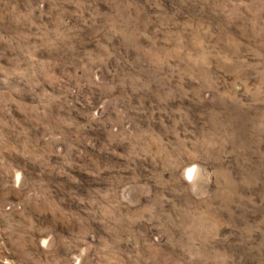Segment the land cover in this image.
Masks as SVG:
<instances>
[{
	"label": "rangeland",
	"instance_id": "374dc122",
	"mask_svg": "<svg viewBox=\"0 0 264 264\" xmlns=\"http://www.w3.org/2000/svg\"><path fill=\"white\" fill-rule=\"evenodd\" d=\"M0 264H264V0H0Z\"/></svg>",
	"mask_w": 264,
	"mask_h": 264
},
{
	"label": "bare ground",
	"instance_id": "6f19581e",
	"mask_svg": "<svg viewBox=\"0 0 264 264\" xmlns=\"http://www.w3.org/2000/svg\"><path fill=\"white\" fill-rule=\"evenodd\" d=\"M191 171H192V170L190 169V170L188 171V174H190V173H191Z\"/></svg>",
	"mask_w": 264,
	"mask_h": 264
}]
</instances>
